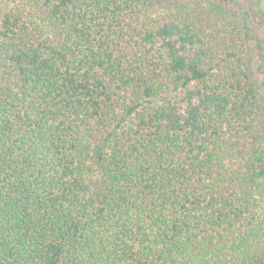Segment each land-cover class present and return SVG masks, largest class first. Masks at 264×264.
Wrapping results in <instances>:
<instances>
[{
	"label": "trees",
	"instance_id": "16d2710c",
	"mask_svg": "<svg viewBox=\"0 0 264 264\" xmlns=\"http://www.w3.org/2000/svg\"><path fill=\"white\" fill-rule=\"evenodd\" d=\"M258 87L240 0H0V264H264Z\"/></svg>",
	"mask_w": 264,
	"mask_h": 264
},
{
	"label": "rangeland",
	"instance_id": "374dc122",
	"mask_svg": "<svg viewBox=\"0 0 264 264\" xmlns=\"http://www.w3.org/2000/svg\"><path fill=\"white\" fill-rule=\"evenodd\" d=\"M244 7L246 9L249 10V12L251 13V21H252V25H253V31L255 32H259L261 29H264V20L261 19L259 13L255 10L254 6H253V0H240ZM231 13L236 17L237 16V10H233L231 9ZM250 59L248 60V65L247 67H249L253 78L255 79L256 84L259 83V79H258V75L254 74L255 72V64H254V59H255V51L251 48L250 49ZM258 92L261 94L262 100L264 101V95L262 93V91L260 90V88L258 87Z\"/></svg>",
	"mask_w": 264,
	"mask_h": 264
}]
</instances>
